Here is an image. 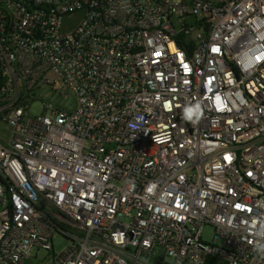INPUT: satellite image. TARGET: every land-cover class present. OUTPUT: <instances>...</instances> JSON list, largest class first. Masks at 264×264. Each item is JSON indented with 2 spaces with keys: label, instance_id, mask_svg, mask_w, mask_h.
Returning a JSON list of instances; mask_svg holds the SVG:
<instances>
[{
  "label": "built area",
  "instance_id": "obj_1",
  "mask_svg": "<svg viewBox=\"0 0 264 264\" xmlns=\"http://www.w3.org/2000/svg\"><path fill=\"white\" fill-rule=\"evenodd\" d=\"M2 123L0 264H264V0H0Z\"/></svg>",
  "mask_w": 264,
  "mask_h": 264
},
{
  "label": "rangeland",
  "instance_id": "obj_2",
  "mask_svg": "<svg viewBox=\"0 0 264 264\" xmlns=\"http://www.w3.org/2000/svg\"><path fill=\"white\" fill-rule=\"evenodd\" d=\"M70 20L71 19H69V18H65L66 22H68ZM46 95H47L46 91L40 93L41 99L36 100V102H32L30 104V112L32 114H39V113L43 112L42 101H47ZM55 100L57 101V103L61 107H64L66 109H75L78 106L76 97L71 93H69V95L66 98H64L62 96H56ZM9 133H10V128L8 126L4 125L3 123L0 124V135L1 136H7V135H9ZM213 233H214L213 227L212 226H206L204 229V232H203V238H205L206 240H211ZM53 241H54V250L56 252L62 251L65 248V246H67V244H68V241L60 235H55L53 237ZM37 257H38V259L45 257L46 259L44 262L46 264L50 263L47 251L44 249H39L37 251ZM27 264H32V262L27 263Z\"/></svg>",
  "mask_w": 264,
  "mask_h": 264
},
{
  "label": "clouds",
  "instance_id": "obj_3",
  "mask_svg": "<svg viewBox=\"0 0 264 264\" xmlns=\"http://www.w3.org/2000/svg\"><path fill=\"white\" fill-rule=\"evenodd\" d=\"M254 252H256L261 257H264V244H254Z\"/></svg>",
  "mask_w": 264,
  "mask_h": 264
},
{
  "label": "snow or ice",
  "instance_id": "obj_4",
  "mask_svg": "<svg viewBox=\"0 0 264 264\" xmlns=\"http://www.w3.org/2000/svg\"><path fill=\"white\" fill-rule=\"evenodd\" d=\"M257 59H259V57Z\"/></svg>",
  "mask_w": 264,
  "mask_h": 264
}]
</instances>
